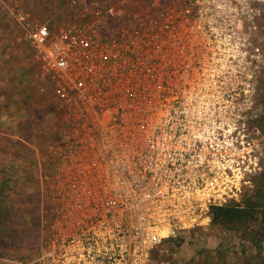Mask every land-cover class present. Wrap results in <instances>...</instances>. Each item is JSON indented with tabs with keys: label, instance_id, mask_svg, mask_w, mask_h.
I'll list each match as a JSON object with an SVG mask.
<instances>
[{
	"label": "built area",
	"instance_id": "1",
	"mask_svg": "<svg viewBox=\"0 0 264 264\" xmlns=\"http://www.w3.org/2000/svg\"><path fill=\"white\" fill-rule=\"evenodd\" d=\"M64 3L24 36L58 124L30 264H152L236 203V3L264 0Z\"/></svg>",
	"mask_w": 264,
	"mask_h": 264
},
{
	"label": "rangeland",
	"instance_id": "2",
	"mask_svg": "<svg viewBox=\"0 0 264 264\" xmlns=\"http://www.w3.org/2000/svg\"><path fill=\"white\" fill-rule=\"evenodd\" d=\"M80 1V0H78ZM121 14L147 0H92ZM65 0H0V264H30L41 232V182L58 132L54 99L32 61L27 26L58 25ZM25 18L18 21V15ZM51 138V139H50ZM264 3H236V203L264 185ZM208 225L162 244L152 264H264V222Z\"/></svg>",
	"mask_w": 264,
	"mask_h": 264
},
{
	"label": "trees",
	"instance_id": "3",
	"mask_svg": "<svg viewBox=\"0 0 264 264\" xmlns=\"http://www.w3.org/2000/svg\"><path fill=\"white\" fill-rule=\"evenodd\" d=\"M84 2L88 3L93 1H79L81 4ZM65 13L68 14V12ZM50 26L53 27L54 25ZM250 193L251 195L242 197L241 201L237 204L223 207H212L210 209V224L212 226L246 224L256 222L260 218H262L261 220L264 222V185H256Z\"/></svg>",
	"mask_w": 264,
	"mask_h": 264
}]
</instances>
